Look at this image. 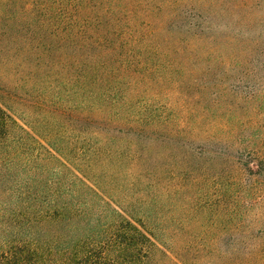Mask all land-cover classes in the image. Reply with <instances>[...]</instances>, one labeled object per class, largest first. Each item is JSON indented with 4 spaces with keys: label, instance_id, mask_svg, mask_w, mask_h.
I'll use <instances>...</instances> for the list:
<instances>
[{
    "label": "trees",
    "instance_id": "obj_1",
    "mask_svg": "<svg viewBox=\"0 0 264 264\" xmlns=\"http://www.w3.org/2000/svg\"><path fill=\"white\" fill-rule=\"evenodd\" d=\"M214 1L0 0V80L36 92L38 117L25 131L0 86V264L195 260L194 246L181 258L104 190L140 165L146 117L130 94L226 25L230 1ZM225 246L213 261L264 264V234Z\"/></svg>",
    "mask_w": 264,
    "mask_h": 264
},
{
    "label": "rangeland",
    "instance_id": "obj_2",
    "mask_svg": "<svg viewBox=\"0 0 264 264\" xmlns=\"http://www.w3.org/2000/svg\"><path fill=\"white\" fill-rule=\"evenodd\" d=\"M229 1L212 39L189 42L187 60L168 58L171 75L155 73L130 94L146 117L140 165L104 190L181 258L183 243L194 246L189 264H219L209 253L223 254L228 237L264 234V0ZM0 86L32 134L36 92Z\"/></svg>",
    "mask_w": 264,
    "mask_h": 264
}]
</instances>
